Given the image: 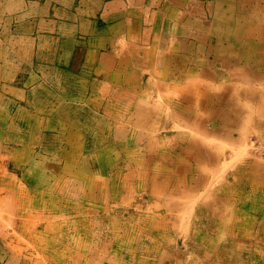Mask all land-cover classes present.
<instances>
[{"label":"crops","instance_id":"1","mask_svg":"<svg viewBox=\"0 0 264 264\" xmlns=\"http://www.w3.org/2000/svg\"><path fill=\"white\" fill-rule=\"evenodd\" d=\"M15 3L5 29L25 34L0 38V125L22 144L33 246L57 247L53 264H264V163L239 151L264 142L263 4Z\"/></svg>","mask_w":264,"mask_h":264},{"label":"rangeland","instance_id":"2","mask_svg":"<svg viewBox=\"0 0 264 264\" xmlns=\"http://www.w3.org/2000/svg\"><path fill=\"white\" fill-rule=\"evenodd\" d=\"M261 2V11H264V2L263 0H254V8L256 9L258 7V2ZM17 4L15 3V0H0V38L13 35L11 32L7 31L5 28H13L12 25H15L17 22L14 17L16 15H9V11L16 8ZM243 11L245 8L242 9ZM256 15L254 16V18ZM238 16H235V19L237 20ZM237 22V21H236ZM235 22V23H236ZM17 25V24H16ZM15 27V26H14ZM249 34V32L246 31H235L232 34L233 39H238L240 37H245ZM17 34H19V38L23 36L25 33H21L20 31L15 32L14 37H17ZM243 34V35H242ZM242 35V36H240ZM17 37V38H18ZM20 48L22 50L15 53V56H29L30 54V47L22 48L20 45ZM43 47H40L39 50L41 52ZM263 49L261 46H253V52L255 55H260L263 53L261 50ZM19 50V48H18ZM38 50V49H37ZM246 53L245 46H237L236 52L237 54H240V52ZM249 51V48H247V53ZM249 54V53H248ZM225 65V64H224ZM227 65V64H226ZM249 67V65H245V67ZM262 66L260 63H256L253 65V68H259ZM240 82L243 80H239ZM6 112L3 110L2 113ZM1 113V114H2ZM5 114V113H4ZM10 116V121L13 119V117L17 114V110L13 111L10 110L8 112ZM14 115V116H13ZM8 116V115H7ZM9 121V122H10ZM10 124V123H9ZM10 131V132H9ZM11 130H8L7 126L0 125V264H53L52 260L54 259L53 256H51V252L53 250H56L55 248H44V252L46 254H43L33 246V242L30 241L28 238V233L20 231L22 228L18 226L21 225L22 221H19L21 218L18 213H20V207L22 200L24 202H28V197L26 192H23V189H21V184L29 185L28 181L30 180L27 175H22L21 171L18 169L13 168L12 166V156L16 154L15 150H12L9 147H17L20 144L14 143L11 141L10 134ZM258 141L261 144H264L263 140H261L258 136L255 135L250 136L247 140V142L244 144V146L240 147L241 150V156L242 160L252 158L255 160H259L264 163V159L260 157L256 152L252 150V144L254 142ZM22 145V144H21ZM20 145V146H21ZM15 147V148H16ZM16 158L19 159L17 156ZM27 160L23 161L26 162ZM20 165V163H19ZM224 170H229L226 167ZM36 177V175H35ZM223 176H216L215 177V186H218L219 183L222 181ZM34 177H31V179ZM35 181V179H32ZM33 181V183H35ZM27 188V187H26ZM30 188V186L28 187ZM34 192V191H33ZM141 194V195H140ZM136 202H153L152 198H150L147 194L144 193H138L136 196ZM28 207V206H26ZM144 208V207H143ZM30 208H27V210ZM188 213V212H187ZM189 214V213H188ZM25 215V214H24ZM186 216V214H185ZM24 217V216H23ZM25 230V229H24ZM44 243L48 244L49 241L47 237L44 238ZM38 243V242H37ZM57 245V242H55ZM44 244V245H45ZM40 245V244H38ZM47 246V245H45ZM40 247H43L40 245ZM49 251V254L47 253ZM39 252L41 254H39ZM61 255H57V263H59V258ZM56 258V257H55ZM56 260V259H55Z\"/></svg>","mask_w":264,"mask_h":264},{"label":"built area","instance_id":"3","mask_svg":"<svg viewBox=\"0 0 264 264\" xmlns=\"http://www.w3.org/2000/svg\"><path fill=\"white\" fill-rule=\"evenodd\" d=\"M252 147V150L264 159V144H261L256 141L254 142V144H252Z\"/></svg>","mask_w":264,"mask_h":264},{"label":"bare ground","instance_id":"4","mask_svg":"<svg viewBox=\"0 0 264 264\" xmlns=\"http://www.w3.org/2000/svg\"><path fill=\"white\" fill-rule=\"evenodd\" d=\"M239 256V255H238Z\"/></svg>","mask_w":264,"mask_h":264}]
</instances>
